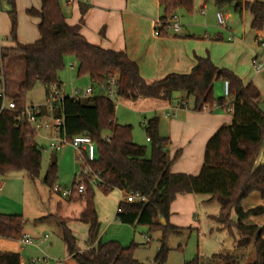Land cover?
Returning <instances> with one entry per match:
<instances>
[{
  "label": "trees",
  "instance_id": "trees-1",
  "mask_svg": "<svg viewBox=\"0 0 264 264\" xmlns=\"http://www.w3.org/2000/svg\"><path fill=\"white\" fill-rule=\"evenodd\" d=\"M9 1L14 14L15 0ZM213 1L218 7L231 4L239 14L249 12V28L252 31L264 30V1ZM158 2L163 14L157 30L162 34L167 28L168 17L178 9L188 14L194 10V0ZM26 13L39 19V38L32 43L19 44L14 21L9 36L16 46L0 50V74L5 84V96L15 103V110H0V175L25 171L30 179L39 176L42 149L34 130L25 122L19 123L18 115L27 104V92L37 82L45 88L52 83L61 85L58 73L65 67L66 56L74 57L77 76H88L93 86L116 75L121 98L170 102L175 93H184L185 100H191L194 111L205 108L212 110L215 105H225V97H214L213 83L227 80L229 94L233 98L232 120L208 139L203 165L197 175L171 171L179 151L171 159L168 157L166 148L169 138L160 135L157 117L150 118L144 124L150 143L148 151L145 145L133 142L131 125L116 122L115 104L100 94L77 98L64 95L51 113L42 109L41 114L61 118V128L68 138L85 134L92 139L96 159L90 164V176L99 177L97 186L103 193L115 189L124 195L138 192L146 197L143 202L122 199L117 205L115 217L124 224L146 225L150 231L161 232L155 264H165L169 251L168 238L181 230V227L169 222L171 203L181 194H204L208 196L206 202H217L219 210L213 219L218 225L225 226L238 249H252L253 258L243 264H264V226L248 222L250 218L263 214L264 207L261 204L249 208L242 206L243 201L253 193L264 199V150L263 160L259 161L264 136V111L258 106L261 93L256 85L251 81L244 83L228 68L218 67L209 56H196L188 73L171 72L149 83L141 77L137 64L125 51L106 49L88 42L80 32L82 17L79 23L68 24L59 0H40V9L29 8ZM220 39V36L214 37V40ZM13 57L22 62L23 76L15 94L9 96L7 70ZM2 100L3 96L0 95V106ZM52 160L42 180L50 189L56 179V162ZM77 183L74 179L72 187ZM83 183L85 191L77 199L83 202L78 220L87 225L86 248L81 250L78 247L75 236L66 226L67 219L61 218L58 213L52 216L62 231L68 256L76 264H144L133 257L135 244L122 246L114 240L103 242L100 239L93 185L87 176L83 177ZM74 198L71 196L69 201ZM160 219L165 224H161ZM24 223L21 214L0 213V238L20 240L24 236ZM242 257H245L244 253L214 254V258L222 264H242ZM0 264H21L20 254L0 251ZM184 264L200 262L196 256Z\"/></svg>",
  "mask_w": 264,
  "mask_h": 264
},
{
  "label": "rangeland",
  "instance_id": "rangeland-1",
  "mask_svg": "<svg viewBox=\"0 0 264 264\" xmlns=\"http://www.w3.org/2000/svg\"><path fill=\"white\" fill-rule=\"evenodd\" d=\"M33 3V0H28ZM65 0H59V2ZM212 2L211 0H209ZM27 0H15V13H12V5L9 0L0 1V25L2 29L10 23V30L12 22L16 21V26H25L26 20H33V16L28 15L24 10ZM215 4L214 2H212ZM216 5V4H215ZM222 14L230 12L231 17L228 19V25L240 27L241 16L237 13L231 4L223 5L218 9ZM185 12V11H184ZM195 20L198 16H203L198 8L194 7L192 12ZM191 13V14H192ZM206 13L207 22L215 25L217 23L216 12ZM185 16H190L184 13ZM199 17V18H201ZM38 35V34H37ZM37 37V36H36ZM3 40L6 38L1 36ZM225 44L227 42L224 39ZM234 45V44H233ZM236 48V65L242 64L244 78L247 79L251 75L255 78L256 73L253 74L251 65V56L247 50L240 48L238 44L234 45ZM1 50V49H0ZM221 57V56H219ZM219 59V58H218ZM70 64H72L70 66ZM246 64L247 66H244ZM7 91L9 96L15 94L17 85L23 76V64L13 57L9 68L7 70ZM240 76L239 74H237ZM246 75V76H245ZM260 77V76H259ZM258 77V79H259ZM58 78L63 83V96H71L73 91L79 90L83 92L86 87L92 85L88 76H77V63L74 57H65V67L58 73ZM262 79V78H261ZM219 81V80H218ZM214 81L213 87L217 97H224L223 87L220 82ZM257 81V79H256ZM260 91L262 100L258 106L264 111V80H260ZM221 84V89L217 90L218 84ZM97 90L96 86H93ZM177 93L173 95L171 100L173 106L177 102ZM185 99V98H184ZM183 99V100H184ZM45 100V87L42 83L37 82L34 87L26 94V103L39 105ZM115 117L120 124H129L132 126V140L133 142L145 145L150 150V143L146 140V133L144 129L143 120L157 117L160 123L161 112H138L131 107L130 101L124 98H118L116 101ZM191 100L189 99V106L191 107ZM208 109V108H207ZM165 110L162 113H166ZM227 116H232L231 112H223ZM164 120V119H163ZM104 135H108L105 133ZM39 146L42 148L41 168L39 176L35 179H30L25 171H11L4 175H0V180L4 181V189L0 192V213L2 214H21L25 221L23 233H27L32 238L46 235L47 238L39 242L37 247L30 250L29 245L24 246V251L20 252L22 257L21 264H32L30 259L48 257L53 260H62L65 264L69 261L65 244L62 239V231L55 219L52 217L55 213L61 218L67 219L66 226L72 231L75 236L76 243L79 248L86 247L87 239V225L78 220V213L81 211L83 202L77 199V196L71 201L69 198H62L60 195L53 193L49 186L43 183V176L50 164L53 153L47 149V141L42 137L36 136ZM46 148V150H44ZM264 150V136L262 139V147L260 151L259 161L263 159ZM170 152V149H169ZM96 154V151H95ZM56 156V179L54 184L62 188L70 189L72 183L81 171V162L76 158L75 150L66 145L63 149L55 152ZM149 156V152L147 154ZM94 203L97 213V219L100 223L99 237L105 241L114 240L119 242L122 246L135 244L133 250V257L137 261L144 264H155V256L159 248V241L161 232L150 231L146 225H129L119 222L115 213L117 205L121 199V194L117 190H112L105 194L93 185ZM180 196H189L184 199L173 201V208L171 209L172 220L177 223L181 230L178 234H171L168 238V254L165 264H184L194 257H198L200 264H222L219 259L214 258V254H233L239 255L244 253L242 257V264L253 258L252 249L242 250L238 249L235 240L230 236L225 226L218 225L213 219L217 215L219 206L217 202H206L207 195L200 194H185ZM247 200V201H246ZM243 201L242 206L247 207L251 199ZM60 203V204H59ZM52 214V215H50ZM234 219L235 216L232 215ZM159 222V220H158ZM13 246L16 241L9 240ZM34 264H41L35 262Z\"/></svg>",
  "mask_w": 264,
  "mask_h": 264
},
{
  "label": "crops",
  "instance_id": "crops-1",
  "mask_svg": "<svg viewBox=\"0 0 264 264\" xmlns=\"http://www.w3.org/2000/svg\"><path fill=\"white\" fill-rule=\"evenodd\" d=\"M212 2L209 0H194V7L198 8V11L203 14L202 17L197 15V20L193 17V13L188 14L190 16H185L184 13L186 12L178 9L175 12L180 24L178 32L166 28L164 34L154 33L158 28L157 22L163 14L158 0H65L60 2V6L68 24H77L80 18H83L80 32L88 42L106 49L125 51L127 56L137 64L139 73L146 82H153L171 72L188 73L195 63L196 56H209L215 65L228 68L236 75L239 74L244 83L251 81L260 91V80H264V68L259 72H255L252 67L253 74L256 73L258 76L252 79L251 75H248L247 79L244 78L242 74L245 71L242 69V64L236 65V48L234 45L238 44L240 48L247 50L251 60L258 58L264 63V30L252 31L249 28L251 21L249 12L240 14V27L232 26V24L231 26L228 25L227 21L231 17L230 12L223 14L226 25L230 28L229 30L220 28L218 23L215 25L208 23L206 13H203L204 9L209 13H221L218 10L220 7ZM82 6L84 8L83 15ZM23 8L25 12L29 8L40 9V0H33V3L27 0ZM33 17V20H26L25 26H16V40L19 44L32 43L39 38L37 29L39 19ZM9 33V22L4 29L0 25V49L16 46V42L10 38ZM1 36L6 39L3 40ZM216 36H220L221 39L214 40ZM224 39L231 43L225 44ZM244 66L247 65L244 64ZM59 82L63 88L61 80ZM218 82L223 87V80ZM220 83L217 87L218 93L221 89ZM176 95L178 96L175 106L171 101L159 99L127 100L130 101L131 107L138 112H151L152 114L153 112H161L158 129L160 135L169 138V144L166 148L168 157L171 159L175 152L179 151L177 159L171 165V171L197 175L203 165L204 150L208 139L221 126L230 124L232 116L223 113L230 112L224 106L214 107L212 110L194 111L191 108L192 104L191 107L189 106V99L187 100V106L182 107L179 103L185 98V94L177 93ZM213 95L216 97L214 87ZM262 97L261 94L260 101ZM165 110H167L166 113H162ZM115 120L119 123L116 117ZM0 181L2 183L0 192H2L4 181ZM119 192L121 194L119 201H121L124 193ZM2 196H0V199H2ZM185 197L189 196L177 195L175 201ZM249 198L251 201L244 208L259 204L264 207V199H261L258 194L253 193L247 199ZM173 205L172 202L170 214ZM169 222L174 225L177 224L172 220L171 215H169ZM248 222L264 226V212L259 216L250 218ZM24 235L28 234L25 233ZM29 237L32 240V243L28 244L30 250L37 247L38 241L42 242L47 238H44L45 235L36 238ZM15 243L19 247L13 246L8 239L0 238V251L20 254L24 251V246L20 245L18 241ZM68 258L69 261L65 264H76L70 256Z\"/></svg>",
  "mask_w": 264,
  "mask_h": 264
},
{
  "label": "built area",
  "instance_id": "built-area-1",
  "mask_svg": "<svg viewBox=\"0 0 264 264\" xmlns=\"http://www.w3.org/2000/svg\"><path fill=\"white\" fill-rule=\"evenodd\" d=\"M1 1V0H0ZM218 26L222 29L229 30L226 25V19L222 13L216 14ZM159 26V21L157 22ZM179 21L178 17L175 13L168 17V25L167 28H170L173 32H178L179 30ZM155 34H159L157 30L154 31ZM72 64H70L71 66ZM251 65L255 72H259L264 68V63L258 58H253L251 60ZM97 90L93 85H90L85 88L83 92L79 90L73 91L71 97H88L93 95L94 93L100 94L105 98L112 101L114 104L118 101L120 96L118 95V86H117V76L113 75L107 78L104 82H99L96 84ZM223 94L226 99L224 107H226L227 111L232 112L233 110V98L229 94V83L227 80L223 81ZM0 95L3 96L2 104L0 106V110H15V103L13 100L8 99L5 96V84L2 75L0 74ZM63 97V91L61 85L56 83L49 84L45 88V100L42 104L33 105L26 104L23 109L20 110L18 115V122L27 123L32 130H34L36 136L42 137L47 141V149H50V152L55 153L61 149H63L66 145L71 146L76 152V158L79 162H81V171L75 176V179L78 181L77 185L71 187L70 189L62 188L60 186L54 185L51 188L53 193L60 195L62 198H70L71 196H80L84 193L85 187L83 183V177L87 176L90 178V182L92 185H98L100 179L97 175H92L90 164L92 161L96 159L95 154V144L92 139L85 135L81 134L75 136L73 138H68L64 131L62 130V119L61 118H52L45 117L41 114L42 109H45L48 113H51L53 108L56 107L58 103L61 102ZM180 106L186 107L187 100L180 101ZM116 107V104H115ZM219 107V106H214ZM207 109V108H205ZM145 124L146 121L144 120ZM146 140H148L146 138ZM42 149V148H41ZM46 150V148H44ZM2 189V183L0 181V190ZM123 199L127 202H143L146 200V197L139 194L138 192H130L123 196ZM47 236L45 235L44 238ZM19 244L22 246L28 245L32 243L31 238L28 235H24L20 240H18ZM41 262V264H63L62 260H53L48 257L33 258L30 260L32 264L35 262Z\"/></svg>",
  "mask_w": 264,
  "mask_h": 264
},
{
  "label": "water",
  "instance_id": "water-1",
  "mask_svg": "<svg viewBox=\"0 0 264 264\" xmlns=\"http://www.w3.org/2000/svg\"><path fill=\"white\" fill-rule=\"evenodd\" d=\"M52 158H53V160H52L53 163L56 162V156H55V154H53ZM160 223H161V224H165V222H164L163 219H160Z\"/></svg>",
  "mask_w": 264,
  "mask_h": 264
}]
</instances>
